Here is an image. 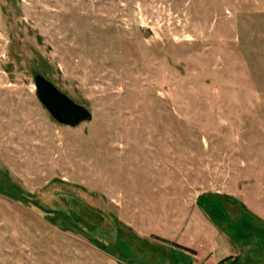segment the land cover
Listing matches in <instances>:
<instances>
[{
	"label": "rangeland",
	"instance_id": "374dc122",
	"mask_svg": "<svg viewBox=\"0 0 264 264\" xmlns=\"http://www.w3.org/2000/svg\"><path fill=\"white\" fill-rule=\"evenodd\" d=\"M0 264H264V0H0Z\"/></svg>",
	"mask_w": 264,
	"mask_h": 264
},
{
	"label": "water",
	"instance_id": "95a60500",
	"mask_svg": "<svg viewBox=\"0 0 264 264\" xmlns=\"http://www.w3.org/2000/svg\"><path fill=\"white\" fill-rule=\"evenodd\" d=\"M34 81L39 102L57 124L77 128L91 122L92 115L86 108L73 102L43 76L35 75Z\"/></svg>",
	"mask_w": 264,
	"mask_h": 264
},
{
	"label": "trees",
	"instance_id": "16d2710c",
	"mask_svg": "<svg viewBox=\"0 0 264 264\" xmlns=\"http://www.w3.org/2000/svg\"><path fill=\"white\" fill-rule=\"evenodd\" d=\"M184 251L190 252V250H185V249H184Z\"/></svg>",
	"mask_w": 264,
	"mask_h": 264
}]
</instances>
